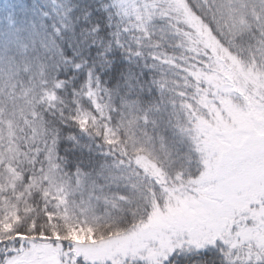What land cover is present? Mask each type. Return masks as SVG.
Returning <instances> with one entry per match:
<instances>
[{
	"label": "snow or ice",
	"instance_id": "6c2138e0",
	"mask_svg": "<svg viewBox=\"0 0 264 264\" xmlns=\"http://www.w3.org/2000/svg\"><path fill=\"white\" fill-rule=\"evenodd\" d=\"M0 264H264V0H0Z\"/></svg>",
	"mask_w": 264,
	"mask_h": 264
}]
</instances>
